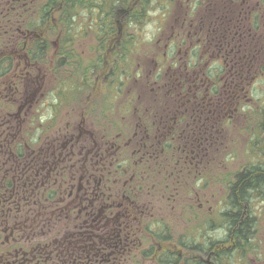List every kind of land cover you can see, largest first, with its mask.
Wrapping results in <instances>:
<instances>
[{"label":"flooded vegetation","instance_id":"af4514ba","mask_svg":"<svg viewBox=\"0 0 264 264\" xmlns=\"http://www.w3.org/2000/svg\"><path fill=\"white\" fill-rule=\"evenodd\" d=\"M122 1L124 5H118L120 9L114 14L116 29L112 33H143L138 24L134 26L133 23L140 20L146 23L150 19V13L155 10L157 13L152 21L158 24L152 33H174L168 38L162 62L158 61L156 70L158 69L159 77L154 79L151 99L145 100L140 97L142 103L147 102L148 105L139 107L140 100L135 96L136 105L132 109L128 108L127 103L122 108L117 107L116 100L114 103L115 111H118L122 118L133 112L136 117V114L140 118L145 117L146 122L142 125L136 122L131 127L115 125V141H113L114 137H108V128L101 126L103 134L107 135L102 136L100 143L94 135L96 130L84 127L87 123L86 115L78 117L80 134L77 137L69 127L68 133L66 135L62 133L60 139L56 137L47 140L46 137L40 136L36 149H32L31 144L24 142L21 137L20 145L32 156L23 157L19 161L17 158L0 156V181L6 183V179H12L14 182L19 179L23 182L25 192L29 189L34 193L38 192L41 195L39 202L41 210L48 208L42 203L43 199H46L55 207L53 210L60 208L68 211L73 217L75 215L74 219L85 228H94L97 223L100 224L101 232L97 236L99 242L96 246L100 244L104 247L101 249V254L96 256L103 264H112L113 261V264H139L140 261H144L145 264L146 261H149V264H188V262L203 264L205 260L202 227H199L198 235L195 237L184 233L185 235L182 234L177 240L169 239L166 236L167 223L156 220L151 213L155 208L152 205L155 198L149 197L159 198L160 204L161 201L168 200L170 205L179 198L178 205H165L159 208L179 210L185 221L188 211L196 210L195 206H187L186 189L185 192L176 193L170 188V184H165L168 189H157L161 183L155 176L153 165L159 163L162 155L169 152L168 156H173L174 165L177 164L174 160L177 155L179 161H183L184 164L188 162V155H195L198 166L197 153L200 145L185 141L187 123L194 121L201 134L207 114L205 109L217 104L214 95L219 92L217 88L221 83L230 87L229 99L240 98L245 90L242 86L245 79V65L241 60L232 61L230 64L229 51L224 50L225 45L222 41L217 45L216 39L223 35L222 33H263L261 29L253 28L254 22H258L260 15L258 11L254 13V9L251 8L254 5L253 0H162L160 4L154 2L155 0ZM31 5L32 13L28 14V0H20V15L16 13L11 15L16 8L11 9L10 4L7 6L6 20L10 23L15 21L17 25L15 33H29V22L34 19L37 21L43 10V1L36 0ZM27 47L28 41L25 42V48ZM231 51L234 52V49L231 48ZM210 52L213 53L211 56L213 60L207 62L204 67L205 57ZM217 54L220 63L218 67H213L212 62ZM113 73V70H110L105 72L104 78L96 79L93 90L103 80L101 85L110 83L114 86L116 95L121 96L124 90L122 85L132 83L133 79L136 80L133 72L125 73L127 76L121 73L111 76ZM10 80L11 78H5L0 84V105L15 106L16 97L22 98L24 91L16 86L13 87L12 83L8 84ZM74 81L71 83V88ZM80 81L85 83L87 80L82 78ZM208 83L210 84L207 87ZM14 90L18 92L14 94ZM6 92H10L14 99L11 100V95ZM90 95L91 93L88 96ZM51 97V106L45 109L50 116L48 120L57 117L59 101H64L58 94H52ZM74 97L76 101L77 97ZM127 102L129 103L130 100L128 99ZM26 106L25 99L20 111ZM158 107L163 108L157 109ZM4 114L3 119L0 120V132L13 127L12 113ZM88 115L93 116L94 112L88 111ZM149 116L151 117L148 118ZM3 123L7 125L1 127ZM206 126H208L207 122ZM207 131L211 133L208 128L203 134ZM82 138L91 140L92 146L87 149L84 147L83 151H79V156H76L75 141L79 145ZM188 144L195 149L188 152ZM3 148L1 143L0 151ZM129 149H132L135 169L125 167L122 162ZM12 160L15 162L13 168L21 167L24 173L8 177L9 164ZM167 172L169 173L170 169ZM183 172L181 169L179 179ZM159 173L162 174V169ZM15 185L14 183V187ZM24 199L27 200L25 196ZM27 203L26 201V205ZM11 208L12 206H9L8 210L10 211ZM202 208L203 205H200L197 210ZM201 213L202 211L196 212L197 219L201 218ZM147 228H154V232L164 233L165 238L161 239L162 243L154 242L148 250L144 248L141 251L143 242L138 241L137 238L140 236L139 233ZM208 257L213 258V254L206 256Z\"/></svg>","mask_w":264,"mask_h":264},{"label":"rangeland","instance_id":"374dc122","mask_svg":"<svg viewBox=\"0 0 264 264\" xmlns=\"http://www.w3.org/2000/svg\"><path fill=\"white\" fill-rule=\"evenodd\" d=\"M253 1L254 5L251 8L254 9V13L258 11L260 15L258 22H254L253 28L261 29L263 33H222L223 35L218 36L216 39L217 45L222 41L225 45L224 50L229 51L230 64H232V61L240 62L241 60L243 65H245V79L242 83L245 90L242 92L241 97L229 99L228 90L230 87L221 83L217 88L219 92L214 95V100H216L217 104L205 109L207 114L204 118V126L201 134L199 128H196L194 121L187 123L185 141L200 145L197 153L199 160L198 166L195 155H188L189 159L186 164L183 161H179L177 155L174 157L177 164L174 165L172 163L173 156H168L169 152L162 155L159 163L153 165L155 168V176L161 183L157 189H168L165 187V184H170V188L176 193L185 192L186 189L187 206L191 205L196 207V210L188 211L186 222L181 211H174L172 209L161 210L159 208V206L163 207L165 205H178L179 198L170 205L168 200L161 201L160 204L159 198L149 197L155 198L152 203L155 208L151 212L155 216V219L163 220L168 225V234L166 236L169 239L177 240L184 233L195 237L198 235L199 227H202L203 239L206 237L213 241L224 240L228 233L226 232V228L221 226V214L228 209L230 187L235 181L236 175L246 168L264 163V129L262 126L264 125V0ZM45 2L46 0H43V5ZM259 2L260 5H258ZM119 9V7L116 8V10ZM56 13L48 20L52 21L48 29H44L43 25L38 27L34 26L32 22V26L28 30L29 33H15V21L10 23L1 17L2 14H0V17L5 20L4 23L6 25L0 28V55H20L21 58V75L24 76V80L21 82V91L24 92H22V98L20 96L16 97V104L12 110V116L14 118L12 124L18 126L17 129H21L23 141L29 143V145L31 144L30 146H35L36 143H33L32 139H37L40 136L46 137L47 140L51 138L56 139V137L60 139L62 133H65V135L68 133L69 127L77 137L80 134L78 129L80 118L78 117L84 115H86L85 119L87 122L84 127L96 130L94 135H96L99 143L104 135L103 130L100 128L101 126L108 128V137H114L113 141H115V125L120 124V126L131 127L136 122L141 125L143 122H146L144 121L145 117L142 116L140 118L138 114H136V117L133 115V112H130L129 116L122 118L120 116L121 114L115 111L114 103L116 100L118 108H122L127 103L128 108L132 109L136 105L134 96L140 100L138 102L139 107L148 105L147 102L142 103L140 97L145 100L146 98L151 99L153 94L151 89L154 79L159 77L157 75L158 69L156 70L159 65L158 61L160 60L162 62L161 59L165 52L164 48L168 43V38L174 34L152 33L158 24V22L152 21L155 19L156 10L150 13V19L146 23H141L142 20L137 22L140 30H143V33H130L124 39V50L127 48L126 52L129 51L128 56L125 57L124 50L121 47L118 48L116 54L121 56V58L125 57L123 58L124 70L133 72L134 78H136V80L133 79L132 83L129 82L127 85H122L124 90L121 96L116 95L114 86L108 87L106 83L101 85L103 80L98 83V86L93 92L91 90L87 92L83 82L80 81L82 78L78 77L86 75V69L75 78L72 88L71 83L73 80L68 83H63L67 78L74 79L69 76L71 74L76 75V73L69 66L61 65L62 60L65 63L67 59L65 57L60 58V53L68 49L70 51H76L80 54L78 55L80 59L88 62L87 67H89V61L96 58L95 52L97 54L100 51L99 46H101V43L96 39L95 33H98V31L91 29L90 24L92 18L90 12L85 17H77L75 30L79 34L72 38L71 43L68 39L69 33L67 29L65 27L64 29L61 28L63 24L58 17L59 12ZM96 13L99 14V12ZM101 15L99 14V16ZM115 16H105V26L108 23L115 25ZM64 21L67 22V27L68 24H71V19ZM80 24H84L85 33L79 32L78 25ZM133 25L135 26L136 22ZM34 31H37L38 35L45 33L44 37L48 35L50 38L47 42L48 49L46 50L43 61H40L39 64L33 65L32 67V63L27 58L28 55L22 50V46L24 45L25 47L27 36L35 33ZM192 42L195 43V41ZM63 43L67 44L68 47H63L61 45ZM228 45L231 47H228ZM231 48L234 49V52L231 51ZM108 52H110L109 56L111 54L113 56L114 46ZM212 55L213 53L210 52L205 57L204 67H206L207 62L213 60L211 58ZM224 56L227 57L225 54ZM106 57L108 58L107 54L104 55V59ZM219 63L217 54L215 60L212 62V66L218 67ZM111 67L113 68V66ZM108 71L109 69L106 70V72ZM125 76L127 75L125 74ZM1 83H3V79H0ZM11 83L12 80L8 82V84ZM66 90L67 95L64 96ZM6 93L11 95V100L14 99L10 92ZM90 93L91 95L88 96ZM52 94H58L63 97L64 101H59L57 117L48 120L50 116L45 112V109L47 106H51ZM77 94L82 96L79 97ZM42 95L44 96L41 98ZM74 96L78 97L79 100L75 101ZM25 99L27 100V106L23 108V111H20ZM128 99L130 100L129 103L127 102ZM146 106L145 108H148ZM162 108L158 107L157 109ZM88 111H93L94 115L89 116ZM208 118L212 119L208 120ZM93 121H95L94 124ZM206 122L208 126H206ZM208 128L212 134L208 131L203 134ZM83 132L85 133L86 130L84 129ZM62 142L64 143L63 140ZM75 145L77 151L76 156H79V151H83L84 147H86L84 149L91 147L92 141L82 138L79 145H77L76 141ZM37 147L38 145L36 144L35 148ZM194 149L195 147H190L188 144V152ZM132 154V149H129V152L125 155L122 162H124L125 167L135 169ZM160 169H162V174L159 173ZM168 169H170L169 173L167 172ZM181 169L184 172L179 179ZM263 200L264 198H255L252 200L251 211L253 215L258 216L259 228L263 229L264 232V213L261 211L264 205ZM200 205H203L202 210H197ZM197 211H202L200 219L196 218ZM212 226L213 228L210 229ZM56 228L58 229V224ZM74 230L71 224L67 226L63 234L66 235ZM153 230L154 228H147L139 233L140 236L137 239L143 242L141 251L144 248L148 250L154 242L162 243L161 239L164 240V233L154 232ZM43 233L45 234V230ZM58 238L61 239V237ZM39 240L43 241L41 239ZM188 254L190 255V253ZM203 259L206 263H215L214 258H206V256H203ZM149 263V261H146V264Z\"/></svg>","mask_w":264,"mask_h":264},{"label":"trees","instance_id":"16d2710c","mask_svg":"<svg viewBox=\"0 0 264 264\" xmlns=\"http://www.w3.org/2000/svg\"><path fill=\"white\" fill-rule=\"evenodd\" d=\"M32 1L28 0V14L32 13V9L30 10L31 4H34L36 0L31 3ZM154 2L160 4L162 0H155ZM8 3L11 9L16 8L15 11L11 12V15L15 13L20 15V0H0V14L5 20L8 17V11H5L9 5ZM118 5H124L123 1L46 0L37 21L34 19L29 22V29L32 24L34 26L41 24L44 29H48L52 22L48 20L57 14L56 12H59L58 17L63 24L61 28L64 29L65 27L67 29L68 39L71 43L72 38L79 34L75 30L77 17H85L88 12L91 13L90 26L92 30L98 31L95 35L101 43V46H99L100 51L97 52L98 55L95 52L96 58L89 61V67H87L88 62L78 57L80 55L78 52L69 49L63 51V53L61 52L60 58L65 57L67 59L65 63L62 60L61 65L69 66L76 73V75L71 74L69 76L74 79L67 78L63 83L75 80L86 69V75L78 77L86 79L87 81L83 83L86 91L91 90L93 92L95 80L99 77L104 78L107 69L109 71L113 70L114 73L111 76L115 73H121L124 76L125 73L129 72L124 70L123 58L128 56L129 51L126 52L127 48L124 50V39L130 33H112L116 29L113 23H108L105 26V16L114 15ZM107 6L109 7L107 8ZM96 12L103 15L100 17ZM1 17L0 28H3L6 25L5 20ZM68 19H71V24H68L67 27V22L64 20ZM78 30L80 33H85L84 24L78 25ZM42 34L38 37L37 33L28 35V47L22 46V50L28 55L27 57L32 63V67L43 61L48 49L47 42L50 36L46 34L47 36L44 37L45 33ZM61 45L68 47L64 43ZM112 46H114V53L113 56L112 54L109 56L110 52L108 51ZM119 47L124 50L125 57L121 58L116 54ZM105 54L108 58L104 59ZM20 60V55H0V79L11 78L12 86L21 89L24 76L21 75L22 64ZM106 85L108 87L112 86L110 83H106ZM78 91L76 92L78 93ZM16 92L18 90H14V94ZM65 95H67V90L64 93ZM76 100H79V98L77 97ZM13 106L14 104L12 106L0 105V120L3 119L5 112L12 113ZM6 125L7 123H3L1 127ZM262 126L264 129V125ZM0 133V144L2 143L4 147L0 151L1 158H17L19 161L23 157L32 156L20 145L22 141L20 129L14 128L13 125L11 129L5 132L2 130ZM38 139L39 137L34 138L32 142L37 144ZM35 146H31V148L36 149ZM14 163L12 160L9 164L8 177L24 173L21 167L13 168ZM32 163L34 164L35 161ZM5 182L8 184L0 181V264H103L100 258L96 256L101 254V249L104 247L100 244L96 246V243L99 242L97 236L100 233V224L97 223L94 228H85L78 220L74 219L75 215L74 217L71 216L68 211H63L60 208L53 210L55 207L46 199H43L42 203L48 208L41 210L39 209L41 195L38 192L34 193L30 189L25 192L23 182L19 179H16L15 182L12 179H6ZM14 183L16 184L15 187ZM24 196L27 200L24 199ZM255 198H264V163L246 168L236 175L235 181L230 187L228 209L221 214V226L226 228L227 237L222 241H213L206 237L203 239L204 256L213 254L214 264H264V232L263 229L259 228L258 216L253 215L251 211V202ZM26 201L28 202L27 205ZM37 202L38 204H36ZM9 206H12L10 211L8 210ZM263 207L264 205L261 211L264 213ZM57 224L58 229L56 228ZM71 224L75 230L66 235L63 234V231ZM221 226L220 228H222ZM212 228L213 226L210 227V229ZM44 230L45 234L43 233ZM58 237H61V239ZM56 238L58 239L55 240ZM38 239L43 241H38ZM89 255H91V258H89ZM139 264H145V262L140 261ZM188 264L194 263L188 262ZM203 264L208 263L204 262Z\"/></svg>","mask_w":264,"mask_h":264}]
</instances>
